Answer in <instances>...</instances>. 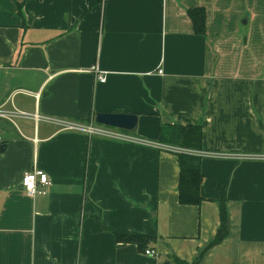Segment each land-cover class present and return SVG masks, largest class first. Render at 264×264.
Here are the masks:
<instances>
[{
    "label": "crops",
    "instance_id": "1",
    "mask_svg": "<svg viewBox=\"0 0 264 264\" xmlns=\"http://www.w3.org/2000/svg\"><path fill=\"white\" fill-rule=\"evenodd\" d=\"M0 109V264H264V0H0ZM35 113L137 115V140ZM167 124L202 126L200 205L180 202ZM35 164L50 185L31 198Z\"/></svg>",
    "mask_w": 264,
    "mask_h": 264
},
{
    "label": "trees",
    "instance_id": "2",
    "mask_svg": "<svg viewBox=\"0 0 264 264\" xmlns=\"http://www.w3.org/2000/svg\"><path fill=\"white\" fill-rule=\"evenodd\" d=\"M190 17L194 23L195 33L199 36L205 34V15L200 10H192ZM96 117L94 118V120ZM159 143L163 146L172 147L181 152H171L176 157L180 169L179 195L180 202L184 205H200L204 198L201 187L203 174L201 170L202 157L188 151H203V129L200 125L180 126L167 124L160 127ZM2 143L1 146H3ZM222 228L219 231L214 244H219L228 236L229 218L225 207L221 212ZM118 241L123 243L138 244L144 249L150 242V238L136 236H118Z\"/></svg>",
    "mask_w": 264,
    "mask_h": 264
},
{
    "label": "built area",
    "instance_id": "3",
    "mask_svg": "<svg viewBox=\"0 0 264 264\" xmlns=\"http://www.w3.org/2000/svg\"><path fill=\"white\" fill-rule=\"evenodd\" d=\"M159 74H163V71H159ZM96 79L99 83L104 84L107 81V76L104 73H99L97 74ZM0 118H7V114L3 112L1 109H0ZM32 118L34 119V121H36V123L51 122L57 125L58 127H60L61 131L63 132H76V133L84 134L87 137H108V138L123 140L128 142H134L137 140L134 139L132 136H130L127 132L121 130H115L107 126L99 125L96 123L95 120H92V122H89L88 124H84V123L66 121L61 119H49L41 116L39 113L33 114ZM138 142L142 143L141 141ZM2 143L3 141L0 138V145H2ZM167 149L173 152H181L180 150L172 147H169ZM188 152L194 155L202 156L201 152H193V151H188ZM247 159L264 160V156L247 157ZM22 185L26 191V194L29 197L36 198L37 196L47 194L46 188L50 185V178L45 171L39 169L35 164L34 168L26 172L25 175L23 176ZM146 255L151 257L157 256V254L152 250L146 251Z\"/></svg>",
    "mask_w": 264,
    "mask_h": 264
},
{
    "label": "water",
    "instance_id": "4",
    "mask_svg": "<svg viewBox=\"0 0 264 264\" xmlns=\"http://www.w3.org/2000/svg\"><path fill=\"white\" fill-rule=\"evenodd\" d=\"M99 125L116 128L126 132L137 130L139 117L137 115L126 114H98L95 119Z\"/></svg>",
    "mask_w": 264,
    "mask_h": 264
}]
</instances>
